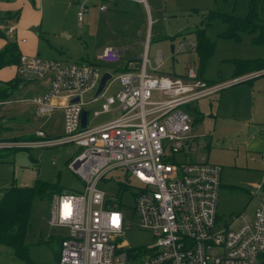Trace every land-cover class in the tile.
Instances as JSON below:
<instances>
[{"label": "built area", "instance_id": "obj_1", "mask_svg": "<svg viewBox=\"0 0 264 264\" xmlns=\"http://www.w3.org/2000/svg\"><path fill=\"white\" fill-rule=\"evenodd\" d=\"M133 1L148 10L143 47L128 60L127 69L112 73L99 93L104 73L98 63H63L21 53L17 75L23 80L47 78L49 87L30 97L0 98V105L29 99L39 117L63 110L62 135L50 137L40 127L31 137L0 139V148L75 146L69 166L84 180L85 189L51 195L49 223L68 230L61 237L56 264H264V190L253 193L258 199L252 216L241 211L219 214L223 166L207 159L201 149L207 147V139L194 131L193 103L231 81H211L194 66L182 73L164 69V50L151 53L152 26L157 19L149 0ZM116 2L102 0L99 8L107 11ZM88 9L86 3L81 4L80 20ZM17 30V24L9 25L11 34ZM172 44L173 53L198 51L195 34L181 32ZM122 54L115 45H106L99 62L116 63ZM115 79L120 80V87L109 93ZM93 89L95 95L86 99L85 94ZM97 100L101 105L94 108L95 116L118 111L116 116L83 126L85 105ZM115 168L125 169L137 182L134 223L127 219L123 202L99 186ZM134 225L151 230L154 240L146 246L126 241L124 234Z\"/></svg>", "mask_w": 264, "mask_h": 264}, {"label": "rangeland", "instance_id": "obj_2", "mask_svg": "<svg viewBox=\"0 0 264 264\" xmlns=\"http://www.w3.org/2000/svg\"><path fill=\"white\" fill-rule=\"evenodd\" d=\"M101 2L102 0H43L41 3L40 0H28L25 14L30 15V45L41 56L56 58L63 63L95 62L103 73L111 71L114 76L117 75L123 61L131 58L143 46L142 42L149 29L147 11L144 4L131 0H117L111 8L103 11L99 8ZM149 2L154 17L157 18L152 26L151 53L154 54L160 48L164 50V69L182 73L187 66H194L209 80L231 81L216 93L193 103L203 113L195 121L194 127L196 134L203 135L208 141V147L201 149L208 153L209 161L223 165V186L218 211L229 214V211L234 213L243 210L251 196L247 189L253 192L252 182H257L264 174V67L250 70L242 78L233 79V59L264 58V45L253 41V37L260 32L258 30L252 33L239 31V36L220 35L228 30V24L219 15L246 16L249 12V0ZM82 3H86L89 8L83 21L78 17ZM258 8L260 21L264 24V3L259 4ZM20 9H14L10 14L2 11L6 16L12 15L10 22L1 26L9 40L20 38L19 33L14 35L9 31V25L19 21L16 14ZM202 24L214 44L205 64H201L198 54L192 51L172 52L171 43L177 39L179 33L194 35L192 29ZM110 44L125 48L122 62L105 64L97 61L98 53ZM14 73V68L10 66L1 70L0 76L3 80H8L14 77ZM16 76L22 78L19 74ZM119 87L120 80L115 79L109 93H115ZM30 91L31 85L21 86L20 90L4 99L30 97ZM95 93V89L90 90L85 98L90 99ZM100 105V100L85 105L89 112V124L99 123L114 115L103 113L95 116L94 108H99ZM0 121L7 126L4 136L8 137H31L28 134L35 133L40 127L50 137L62 135L64 132L62 109L58 108L51 115L39 117L34 103L29 99L0 105ZM74 147L72 144L63 143L27 148H0V198L3 191L10 186H31L37 179L50 182L55 192H82L85 182L69 166L73 156L71 149ZM135 184L137 182L123 168L109 171L99 181V186L123 202V211L130 223L136 222L133 209ZM234 186L240 190H235ZM51 200L52 196L49 195L34 198L26 235L32 259L45 264H56L60 239L68 231L67 228L49 223ZM254 202L255 200L246 205V212L250 211ZM220 218L226 220V216ZM124 239L134 246H146L154 240V236L151 230L134 225L126 230ZM0 264L27 263L16 255L12 247L0 244Z\"/></svg>", "mask_w": 264, "mask_h": 264}, {"label": "trees", "instance_id": "obj_3", "mask_svg": "<svg viewBox=\"0 0 264 264\" xmlns=\"http://www.w3.org/2000/svg\"><path fill=\"white\" fill-rule=\"evenodd\" d=\"M264 0H249V12L246 16H237L232 14H220L219 16L228 24V30L220 33L222 36L229 37L231 35L239 36V31L255 32L260 31L257 36L253 37V41L264 45V24L260 21L258 15L259 4ZM8 14L10 10H6ZM16 18L21 17V9L18 10ZM12 15H4L0 11V39H6V43L0 47V72L4 68L14 66L21 54L17 41L9 40L4 34L1 26L3 23L8 24ZM198 41V57L201 64H205L206 60L213 51L214 44L206 33V28L198 26L192 29ZM235 66L234 77L243 75L250 70L260 69L264 67V58L254 59H233ZM199 72L201 70L199 69ZM2 80V81H1ZM22 78L14 76L8 80H3L0 76V98L13 94ZM7 128L5 123L0 121V139L15 138L16 136H4V130ZM239 190L238 187H233ZM55 192L52 184L47 180L37 179L31 186L12 185L3 191L0 198V244L12 247L18 257L23 259L27 264H45L32 259L30 255V245L26 242V235L30 226L31 208L33 200L36 196H51ZM61 241V239H60ZM58 249V256H59ZM58 259V257H57Z\"/></svg>", "mask_w": 264, "mask_h": 264}, {"label": "crops", "instance_id": "obj_4", "mask_svg": "<svg viewBox=\"0 0 264 264\" xmlns=\"http://www.w3.org/2000/svg\"><path fill=\"white\" fill-rule=\"evenodd\" d=\"M27 1L28 0H16V2H15V0H0V11H6V10H10V11H13L14 9H20L21 8V11H22V13H21V17H20V19H19V21L17 22V23H15V24H17L18 25V33H19V37L20 38H17V39H14L15 41H17L18 42V44H19V47H20V51H21V53H24V54H38V52L36 51V49L35 48H33L31 45H30V38H29V36H28V31L31 29V28H29V26H30V24H28V22H29V18H30V15L29 16H27L26 14H25V7H26V5H27ZM131 1H133V0H131ZM40 2L42 3L43 2V0H40ZM135 2H137V1H135ZM137 3H141V2H137ZM141 4H143V3H141ZM149 4H150V2H149ZM151 6V5H150ZM146 7V6H145ZM111 8V7H110ZM40 9H41V7H40ZM40 9L39 10H37L36 12H39L40 11ZM146 11H147V16H148V10H147V7H146ZM27 12H28V10H27ZM151 14L154 16V14H153V9H152V7H151ZM155 18V17H154ZM157 19V18H156ZM14 24V23H13ZM29 25V26H28ZM32 25H34V24H32ZM28 36V37H27ZM21 37H26L27 38V40L26 41H22L21 40ZM143 43V42H142ZM4 45V39H0V47H2ZM143 47V46H142ZM118 48H120V47H118ZM121 50H122V52H123V54H122V57H121V59H120V61H118V62H116V63H112V64H118V63H120V62H122V58H123V56L125 55V48H120ZM142 49V48H141ZM141 49H139V50H141ZM138 51V50H137ZM100 53V52H99ZM99 53H98V62H99ZM129 59H131V58H129ZM128 59V60H129ZM128 60H125V61H123V63L119 66V71H122V70H125V69H127V62H128ZM13 68H14V71H15V73H14V76H16V74H17V63L13 66ZM248 73V72H247ZM246 74V73H245ZM244 75V74H243ZM241 76V75H240ZM211 80V79H210ZM211 81H217V80H211ZM27 85H31V91L30 92H32V94H34V93H39V92H44V91H46L47 89H48V87H49V79H47V78H42V80H40V79H38L37 77H33L32 79H24V80H22V82L20 83V85L18 86V88H17V90L15 91V92H17L18 90H20V88H21V86H27ZM14 92V93H15ZM24 97V96H23ZM117 112L118 111H114V112H111L110 114L112 115V113L114 114L113 116H109L107 119H105V120H108V119H111V118H113L114 116H116V114H117ZM201 115V117L203 116V113L201 112V111H199L198 110V108L196 109V112H194V119H195V121L196 120H199L201 117H199ZM199 117V118H198ZM104 121V120H103ZM101 122V121H100ZM195 123V122H194ZM92 125V124H91ZM63 128H64V122H63ZM194 131H195V127H194ZM35 133H36V131H35ZM35 133H33V134H28V133H26V132H24V134H28V135H34ZM24 134H22V135H24ZM208 141H207V147H208ZM209 155H208V153H207V159L209 160V157H208ZM223 166V165H222ZM223 170V169H222ZM251 185H253L254 186V190H253V192H251V190L248 188L247 189V191L249 192V193H251V196H250V198L248 199V203L246 204L247 206L250 204V202H252L253 200H255V202H254V205L251 207V209H250V211H248V212H246V205L244 206V208H243V210H239V211H244V213L246 212L247 214H246V216H248V217H250V216H252V214H253V211H254V209H255V206H256V204H257V196L255 195V194H253L256 190H259V189H264V174H263V176L261 175L260 177H259V179H258V181L257 182H252V184ZM223 186V182H222V176H221V187ZM221 187H220V192H221ZM240 190V189H239ZM220 192H219V198H220ZM218 202H219V200H218ZM238 211V212H239ZM219 212V211H218ZM230 212H232V211H229V213ZM219 214H222V215H226V214H224V213H220L219 212Z\"/></svg>", "mask_w": 264, "mask_h": 264}, {"label": "water", "instance_id": "obj_5", "mask_svg": "<svg viewBox=\"0 0 264 264\" xmlns=\"http://www.w3.org/2000/svg\"><path fill=\"white\" fill-rule=\"evenodd\" d=\"M172 51L174 52V44L171 45ZM112 76V72L111 71H106L104 72L103 76H102V80L101 83L99 85V88L97 90V92L99 93L105 86L107 80ZM78 99V97L76 98V100ZM88 122V110H84L83 111V115H82V124L83 126H86Z\"/></svg>", "mask_w": 264, "mask_h": 264}]
</instances>
